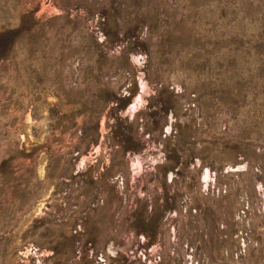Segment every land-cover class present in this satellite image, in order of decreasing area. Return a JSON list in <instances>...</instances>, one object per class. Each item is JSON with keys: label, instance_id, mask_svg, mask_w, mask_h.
<instances>
[{"label": "rangeland", "instance_id": "374dc122", "mask_svg": "<svg viewBox=\"0 0 264 264\" xmlns=\"http://www.w3.org/2000/svg\"><path fill=\"white\" fill-rule=\"evenodd\" d=\"M0 264H264V0H0Z\"/></svg>", "mask_w": 264, "mask_h": 264}]
</instances>
